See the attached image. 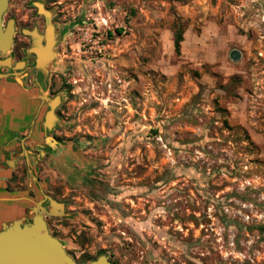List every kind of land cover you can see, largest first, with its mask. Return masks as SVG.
Returning a JSON list of instances; mask_svg holds the SVG:
<instances>
[{"label": "rangeland", "instance_id": "obj_1", "mask_svg": "<svg viewBox=\"0 0 264 264\" xmlns=\"http://www.w3.org/2000/svg\"><path fill=\"white\" fill-rule=\"evenodd\" d=\"M53 1L24 217L80 264H264V0Z\"/></svg>", "mask_w": 264, "mask_h": 264}, {"label": "flooded vegetation", "instance_id": "obj_2", "mask_svg": "<svg viewBox=\"0 0 264 264\" xmlns=\"http://www.w3.org/2000/svg\"><path fill=\"white\" fill-rule=\"evenodd\" d=\"M61 20H66L61 2L53 0H8L2 17L3 28L12 21L13 40L5 53L0 51V233L14 222L21 228L32 223V218L24 217L30 200V194L22 191L26 168L19 163L11 168L10 163L16 154H24L26 159L32 145L45 141L44 115L39 118V114L48 99L43 97L41 89L32 95L29 86L44 75L60 52L57 41ZM48 55H51L50 60ZM38 58L48 61L37 66ZM14 85L20 89L15 93L24 98L17 105L10 103L7 92ZM48 231L55 237L51 230Z\"/></svg>", "mask_w": 264, "mask_h": 264}, {"label": "water", "instance_id": "obj_3", "mask_svg": "<svg viewBox=\"0 0 264 264\" xmlns=\"http://www.w3.org/2000/svg\"><path fill=\"white\" fill-rule=\"evenodd\" d=\"M7 7L8 0H0V51L3 53L10 48L13 40L12 21H9L5 28L2 26V17ZM33 51L38 55L35 49ZM237 57L238 53L233 52L232 58ZM48 59H51V55H48ZM47 61L38 58L37 66H42ZM40 92L43 93V90ZM43 97L48 99L46 95ZM58 102V99L53 100L44 116V126L47 128H50L55 121L53 108ZM44 200L49 201L53 214L59 212L56 208L61 209V205L51 197L44 195ZM44 211L41 202H37L32 223L21 228L17 222H14L13 226L0 233V264H80L66 252L61 241L49 233L42 217ZM104 257L100 256L89 264H110L107 258L105 262H100Z\"/></svg>", "mask_w": 264, "mask_h": 264}, {"label": "trees", "instance_id": "obj_4", "mask_svg": "<svg viewBox=\"0 0 264 264\" xmlns=\"http://www.w3.org/2000/svg\"><path fill=\"white\" fill-rule=\"evenodd\" d=\"M122 29H117L118 33H121ZM183 41V36H182V32L180 31H175L174 33V48L176 52H180V45L181 42Z\"/></svg>", "mask_w": 264, "mask_h": 264}, {"label": "crops", "instance_id": "obj_5", "mask_svg": "<svg viewBox=\"0 0 264 264\" xmlns=\"http://www.w3.org/2000/svg\"><path fill=\"white\" fill-rule=\"evenodd\" d=\"M9 91H11V90H9ZM9 91H7L8 92V96H10L9 97V101H10V103L11 104H14V105H17L20 101H22V100H24V98L22 99L21 97H19L18 95H17V93H12V92H9ZM11 94V95H10ZM31 102H34V100H30Z\"/></svg>", "mask_w": 264, "mask_h": 264}, {"label": "bare ground", "instance_id": "obj_6", "mask_svg": "<svg viewBox=\"0 0 264 264\" xmlns=\"http://www.w3.org/2000/svg\"><path fill=\"white\" fill-rule=\"evenodd\" d=\"M63 248H64V247H63ZM105 260H106V259H105V258H103V259H101V260H100V262H102V261H103V262H105Z\"/></svg>", "mask_w": 264, "mask_h": 264}]
</instances>
